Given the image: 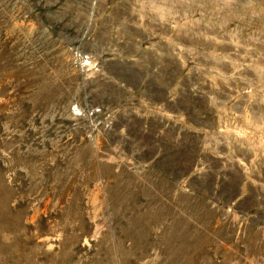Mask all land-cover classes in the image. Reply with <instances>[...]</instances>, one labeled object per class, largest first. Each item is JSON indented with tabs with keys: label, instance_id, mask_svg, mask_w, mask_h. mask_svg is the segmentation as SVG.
I'll return each mask as SVG.
<instances>
[{
	"label": "rangeland",
	"instance_id": "1",
	"mask_svg": "<svg viewBox=\"0 0 264 264\" xmlns=\"http://www.w3.org/2000/svg\"><path fill=\"white\" fill-rule=\"evenodd\" d=\"M0 264H264V0H0Z\"/></svg>",
	"mask_w": 264,
	"mask_h": 264
}]
</instances>
